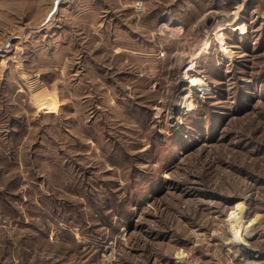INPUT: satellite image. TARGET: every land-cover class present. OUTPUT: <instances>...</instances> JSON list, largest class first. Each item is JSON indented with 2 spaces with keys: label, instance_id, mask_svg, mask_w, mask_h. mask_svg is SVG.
<instances>
[{
  "label": "rangeland",
  "instance_id": "rangeland-1",
  "mask_svg": "<svg viewBox=\"0 0 264 264\" xmlns=\"http://www.w3.org/2000/svg\"><path fill=\"white\" fill-rule=\"evenodd\" d=\"M263 261L264 0H0V264Z\"/></svg>",
  "mask_w": 264,
  "mask_h": 264
},
{
  "label": "bare ground",
  "instance_id": "bare-ground-1",
  "mask_svg": "<svg viewBox=\"0 0 264 264\" xmlns=\"http://www.w3.org/2000/svg\"><path fill=\"white\" fill-rule=\"evenodd\" d=\"M241 211H242V208L238 207L234 212H232L229 219H232V221L238 220L240 218ZM254 224H255L254 220H248L246 221V224L244 226L242 235L243 237H246V239L248 240L258 235V230L254 226Z\"/></svg>",
  "mask_w": 264,
  "mask_h": 264
},
{
  "label": "crops",
  "instance_id": "crops-1",
  "mask_svg": "<svg viewBox=\"0 0 264 264\" xmlns=\"http://www.w3.org/2000/svg\"><path fill=\"white\" fill-rule=\"evenodd\" d=\"M252 220H254L255 221V219H252ZM257 222H255V224H254V226L256 227L257 226V224H256ZM256 229H257V227H256Z\"/></svg>",
  "mask_w": 264,
  "mask_h": 264
},
{
  "label": "built area",
  "instance_id": "built-area-1",
  "mask_svg": "<svg viewBox=\"0 0 264 264\" xmlns=\"http://www.w3.org/2000/svg\"><path fill=\"white\" fill-rule=\"evenodd\" d=\"M263 263H264V261H263Z\"/></svg>",
  "mask_w": 264,
  "mask_h": 264
}]
</instances>
